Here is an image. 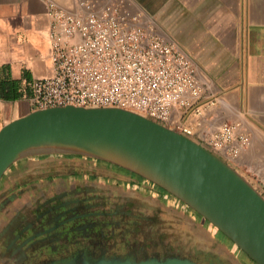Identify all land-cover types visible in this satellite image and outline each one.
Returning <instances> with one entry per match:
<instances>
[{"label": "flooded vegetation", "instance_id": "1", "mask_svg": "<svg viewBox=\"0 0 264 264\" xmlns=\"http://www.w3.org/2000/svg\"><path fill=\"white\" fill-rule=\"evenodd\" d=\"M49 156L62 165L25 167L24 160ZM165 252L257 264L182 200L105 159L73 152L29 156L0 177V264H91Z\"/></svg>", "mask_w": 264, "mask_h": 264}, {"label": "crops", "instance_id": "2", "mask_svg": "<svg viewBox=\"0 0 264 264\" xmlns=\"http://www.w3.org/2000/svg\"><path fill=\"white\" fill-rule=\"evenodd\" d=\"M75 1L57 0L69 10L75 9ZM132 1L188 54L202 82L201 96L193 105L197 112L174 110L172 118L188 126L190 136L203 144L202 135L222 121L239 122L250 144L232 165L264 187V0ZM48 29L44 0H0V127L31 110L32 81L51 73ZM64 152L28 153L12 163ZM24 161L28 170L63 163L50 156Z\"/></svg>", "mask_w": 264, "mask_h": 264}, {"label": "water", "instance_id": "3", "mask_svg": "<svg viewBox=\"0 0 264 264\" xmlns=\"http://www.w3.org/2000/svg\"><path fill=\"white\" fill-rule=\"evenodd\" d=\"M41 151L81 153L143 176L196 210L257 264H264L262 189L175 127L115 106L34 108L0 127V177L15 159ZM91 264L202 263L170 254L138 262L101 258Z\"/></svg>", "mask_w": 264, "mask_h": 264}, {"label": "built area", "instance_id": "4", "mask_svg": "<svg viewBox=\"0 0 264 264\" xmlns=\"http://www.w3.org/2000/svg\"><path fill=\"white\" fill-rule=\"evenodd\" d=\"M51 73L31 83V109L115 106L191 135L173 111L192 110L202 93L195 63L128 0H76L75 9L44 0ZM204 143L233 164L250 144L239 122L222 121Z\"/></svg>", "mask_w": 264, "mask_h": 264}, {"label": "rangeland", "instance_id": "5", "mask_svg": "<svg viewBox=\"0 0 264 264\" xmlns=\"http://www.w3.org/2000/svg\"><path fill=\"white\" fill-rule=\"evenodd\" d=\"M130 3H131V5L132 6H134V7H136V8H138V9H140V10H142L144 13H146L148 16H150L147 12H145V10H143L142 8H140V7H137L134 3H133V1L132 0H128ZM150 18H151V20L154 22V24H155V27L159 30V32L160 33H162V34H164L160 29H159V27H158V25L155 23V21H154V19L150 16ZM166 37H168L166 34H164ZM169 38V37H168ZM258 188H260V189H262V191H263V193H264V187L263 186H261L260 184H258ZM164 255V254H163ZM152 257H162V255H149V256H145V257H143V258H140V259H132V258H127V257H125V258H119V257H114L115 259H130V260H132V261H140V260H144V259H150V258H152ZM180 257V256H179ZM186 258V257H185ZM187 259H189V260H191V261H193V262H196V263H202V264H207V263H214V262H212V261H201V260H194V259H190V258H187ZM215 264V263H214Z\"/></svg>", "mask_w": 264, "mask_h": 264}]
</instances>
